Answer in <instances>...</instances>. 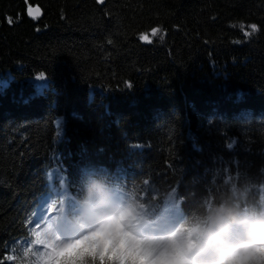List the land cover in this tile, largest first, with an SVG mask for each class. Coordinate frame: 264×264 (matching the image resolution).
Returning <instances> with one entry per match:
<instances>
[{
    "label": "trees",
    "instance_id": "trees-1",
    "mask_svg": "<svg viewBox=\"0 0 264 264\" xmlns=\"http://www.w3.org/2000/svg\"><path fill=\"white\" fill-rule=\"evenodd\" d=\"M31 3L43 17L28 15ZM245 33L252 39L241 46L236 38ZM33 72L44 79L25 85ZM223 117L226 144L250 126L262 131L251 144L264 151V0H0V253L20 238L14 264H37L39 208L51 197L64 210L62 226L77 231L95 180L112 204L135 207V228L175 227L199 259L217 257L193 232L209 212L264 208L263 186L249 205L240 200L254 189L248 170H264V157L236 173L201 172L206 163L221 165L224 141L211 145L205 126L218 129L206 118ZM232 152L239 165L240 151ZM130 238L112 233L106 247L87 238L74 264H184L168 242L154 239L135 241L139 252L151 251L134 260ZM223 264H264V247Z\"/></svg>",
    "mask_w": 264,
    "mask_h": 264
},
{
    "label": "clouds",
    "instance_id": "clouds-1",
    "mask_svg": "<svg viewBox=\"0 0 264 264\" xmlns=\"http://www.w3.org/2000/svg\"><path fill=\"white\" fill-rule=\"evenodd\" d=\"M113 194L98 181H92L87 188L83 200V211L81 214L79 227H87V222L95 220L98 222V231L93 232L94 237H106L109 233H121L124 230L133 232L135 229L136 212L135 207L127 205L120 207L111 215H104L102 209L112 204ZM206 223V227L203 226ZM239 228L243 231L246 240L239 244L232 242L233 230ZM198 244L210 246L221 256H225L229 252L237 253L238 258L245 257L249 254L250 245L264 243V208L257 210H249L246 212H237L233 208L221 205L214 208L206 217V221L201 222L193 229ZM51 241L54 245V253L46 264H74L80 258L81 253H77L76 249L79 243L62 244L58 236L52 235ZM123 239L114 246L118 248ZM108 240L105 239L106 247ZM170 244V254L179 256L181 250H187L188 240L182 236L179 231L172 233L168 239ZM135 246L137 252L131 255L134 260H144L148 257L151 249L145 247L139 252L138 245L135 241H130V247ZM111 255V253H110Z\"/></svg>",
    "mask_w": 264,
    "mask_h": 264
},
{
    "label": "bare ground",
    "instance_id": "bare-ground-1",
    "mask_svg": "<svg viewBox=\"0 0 264 264\" xmlns=\"http://www.w3.org/2000/svg\"><path fill=\"white\" fill-rule=\"evenodd\" d=\"M95 1L98 2L100 5H103L105 2V0H103V4H101L99 2V0H95ZM27 2H28V0H26V3ZM29 6H30V8H32L34 10V12L36 9H38L41 13V15L39 17H36L35 19H40L41 17H43L42 16L43 11L40 9V7H38L37 5L33 6L32 3ZM30 17H32V16H30ZM251 23L252 22H249V26L252 25ZM243 29H246V28H243ZM157 34L159 35L160 33L158 32ZM160 36H166V34L162 33L159 35V37ZM241 36H242V38H240V37L236 38V41L241 46H243L244 40H246L247 38L252 39V37L250 35L241 34ZM158 43H159V41L155 40L153 46L158 45ZM215 70H217V69H215ZM218 73H219V71H218ZM39 75H40L39 73H35V72H33L32 75L26 74L22 78V81L25 85H28L29 83L33 82L34 80H39L38 79L40 77ZM159 100H163V99L158 98L154 101H159ZM43 110H44V107H40L38 112H41ZM233 118L241 119L240 115L237 112H235L233 114ZM206 120H207V122H210V124L211 123L218 124V127H219L218 129H214L210 125L205 126V129L210 132V134H208L209 136H208L207 140L209 141V143L211 142V145H212L214 138L217 139V141H224L223 145H224L225 152L221 153L223 159H222L221 165L218 164V165H220L219 169L211 168L210 163H206L205 167L203 168V171H201L202 174L208 175V174H210V172H212L213 176H214L216 174H219L218 172H216V170H219L220 173L223 171H229L231 173H236L235 167H237V166H239L244 171V169L246 170V168L249 169V167H251L257 163L263 162L262 158L264 156L262 154L264 151H262V153H256L257 151L255 150V148L257 146H255L254 144H251L252 140L254 138H261L262 137V134H261L262 131H258L256 133V131L253 128H249L250 126L246 125V126H249L248 128L245 129L246 131L245 130L244 131L236 130L237 131L235 133L236 138L233 141V143L226 144L225 141H227V140L225 139V135L220 131L222 129L221 128V126H222L221 122H226L227 118L226 117L221 118L220 122H217V121L212 120L210 118H206ZM233 124H234V126H236V125L244 126L245 125L244 123H233ZM233 149H237L240 151L239 154H240V157H242V158L239 162V165L233 163V158H234V156H236L232 152ZM252 149H254L255 152ZM243 158H245V160H242ZM247 159H248V162H246ZM241 162L243 164L242 166H241ZM211 164H213V163H211ZM263 167H264V165H261V167H259V168L262 169ZM212 169H214V170H212ZM248 171L250 174H253V176H255V177L251 176L250 181H249L250 183H252L254 185V189L250 192L245 193V194H240V200L244 206L249 205V202L251 200V193L258 192L260 194L261 191L259 190V188L261 186L264 187V170L256 171L254 169H249ZM260 172H261L262 176H259ZM223 187L225 189H227L226 186L223 185ZM189 191H191V190L189 189ZM185 193H186V191L184 190L183 192H181V195L184 196ZM20 227L22 230L25 228V225L21 224ZM73 234L76 235V229L74 231L73 230L67 231V236L73 235ZM19 239L20 238L11 239V243L8 246H5L7 248L3 249V251L0 253V263L1 264H14L17 259L22 258V254H21V251L19 249ZM244 240H246V239H240V240L236 241L234 244H238ZM197 255H198V258H202L201 253H198Z\"/></svg>",
    "mask_w": 264,
    "mask_h": 264
},
{
    "label": "rangeland",
    "instance_id": "rangeland-1",
    "mask_svg": "<svg viewBox=\"0 0 264 264\" xmlns=\"http://www.w3.org/2000/svg\"><path fill=\"white\" fill-rule=\"evenodd\" d=\"M62 124H63V119H60L58 122V126L61 127ZM61 210L62 209H60L55 204H52L50 201L45 203V205L41 208V211L39 213L38 222H37V225L35 226L36 230H37V234L39 236V245L42 248V257L37 264H46V261L51 259L52 255L54 253V245L51 241L52 235L58 236L60 238V241L64 245L76 244L78 241L82 242V240H80L77 237V235L73 234V235H69V236H67V235L60 236L57 233L58 229L57 228L55 229L54 222L57 221V219L59 217V215L57 213ZM116 211H117V209H115V208L109 209V208L105 207L104 209H102V213L104 215H111V214L115 213ZM97 224H98V222L95 220L88 221L86 233H88L87 235L91 238L98 239V240H105L109 236L110 233L106 237H94L92 235L93 232H96L99 230ZM82 237H84V236H82ZM80 244L81 243H79L78 246ZM256 245L257 244L250 245L249 254L243 258L249 257L253 253V251H255ZM195 254H196V251L192 250L191 253L185 254V255H186V257H189V256H193ZM233 254L237 255V253H233Z\"/></svg>",
    "mask_w": 264,
    "mask_h": 264
},
{
    "label": "snow or ice",
    "instance_id": "snow-or-ice-1",
    "mask_svg": "<svg viewBox=\"0 0 264 264\" xmlns=\"http://www.w3.org/2000/svg\"><path fill=\"white\" fill-rule=\"evenodd\" d=\"M38 11H39L38 9L35 10V12H38ZM35 12H34V10H33L32 8H30V7L28 8V15H29V16H32L33 19L36 18V16H35ZM12 22H13L12 19L9 17V18H8V23L11 24ZM250 28H251V30H252L253 33L256 32V31H258V26L255 25V24L250 25ZM158 31H159V29L153 28V29H152V34L155 35ZM245 34H246V35H251V33H245ZM140 39H141V40H145V41H147V42H149V43L151 42V41L149 40V37H148L147 35H141ZM38 79H39V80L44 79V75H43V74H40V77H39Z\"/></svg>",
    "mask_w": 264,
    "mask_h": 264
},
{
    "label": "water",
    "instance_id": "water-1",
    "mask_svg": "<svg viewBox=\"0 0 264 264\" xmlns=\"http://www.w3.org/2000/svg\"><path fill=\"white\" fill-rule=\"evenodd\" d=\"M99 2H100L101 4H103V0H99ZM40 15H41L40 11L35 12V16H36V17H39Z\"/></svg>",
    "mask_w": 264,
    "mask_h": 264
}]
</instances>
